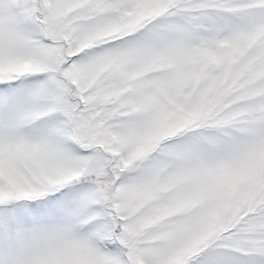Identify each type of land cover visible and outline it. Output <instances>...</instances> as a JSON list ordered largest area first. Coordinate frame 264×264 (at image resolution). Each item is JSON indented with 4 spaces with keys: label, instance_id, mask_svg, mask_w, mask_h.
<instances>
[{
    "label": "snow or ice",
    "instance_id": "6c2138e0",
    "mask_svg": "<svg viewBox=\"0 0 264 264\" xmlns=\"http://www.w3.org/2000/svg\"><path fill=\"white\" fill-rule=\"evenodd\" d=\"M0 264H264V0H0Z\"/></svg>",
    "mask_w": 264,
    "mask_h": 264
}]
</instances>
